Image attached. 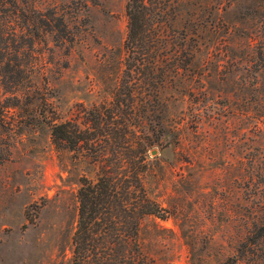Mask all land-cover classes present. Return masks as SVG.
I'll use <instances>...</instances> for the list:
<instances>
[{
  "label": "rangeland",
  "instance_id": "rangeland-1",
  "mask_svg": "<svg viewBox=\"0 0 264 264\" xmlns=\"http://www.w3.org/2000/svg\"><path fill=\"white\" fill-rule=\"evenodd\" d=\"M125 3L0 0V264H73L76 192L97 165L51 126L111 100ZM176 7L170 51L186 52L164 61L182 69L158 91L144 176L169 214L142 219L141 249L148 264H264V0Z\"/></svg>",
  "mask_w": 264,
  "mask_h": 264
},
{
  "label": "trees",
  "instance_id": "trees-1",
  "mask_svg": "<svg viewBox=\"0 0 264 264\" xmlns=\"http://www.w3.org/2000/svg\"><path fill=\"white\" fill-rule=\"evenodd\" d=\"M176 1L126 0L123 68L111 100L51 126L55 145L97 165L95 178L82 177L76 192L73 264H148L138 240L141 221L169 214L148 195L144 176L148 151L162 131L154 120L158 91L182 69L165 60H174L176 49L186 52L184 38L170 51Z\"/></svg>",
  "mask_w": 264,
  "mask_h": 264
}]
</instances>
